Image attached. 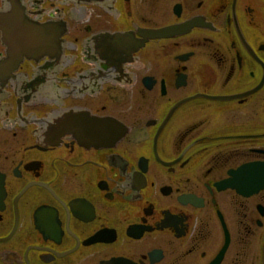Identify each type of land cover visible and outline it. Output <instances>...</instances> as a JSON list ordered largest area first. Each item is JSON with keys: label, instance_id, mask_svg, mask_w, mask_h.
<instances>
[{"label": "flooded vegetation", "instance_id": "flooded-vegetation-1", "mask_svg": "<svg viewBox=\"0 0 264 264\" xmlns=\"http://www.w3.org/2000/svg\"><path fill=\"white\" fill-rule=\"evenodd\" d=\"M260 180L264 0H0V264H264Z\"/></svg>", "mask_w": 264, "mask_h": 264}, {"label": "water", "instance_id": "water-1", "mask_svg": "<svg viewBox=\"0 0 264 264\" xmlns=\"http://www.w3.org/2000/svg\"><path fill=\"white\" fill-rule=\"evenodd\" d=\"M184 26L182 27H170V28H166V29H163V30H160V31H151L148 33V36L149 37H162L163 35H167L168 33L170 32H173L175 30H177L178 32H183L184 31ZM28 33V32H27ZM29 34H25V41H29ZM53 39L52 37L50 36V42H52ZM10 39H9V47H10ZM20 50H23V51H27V48L26 46H22V47H19ZM10 59L14 60V59H17L18 62H20L23 57L22 56H17V58H14V57H10ZM264 188V180H260V181H257V182H253V191H259L260 189Z\"/></svg>", "mask_w": 264, "mask_h": 264}]
</instances>
